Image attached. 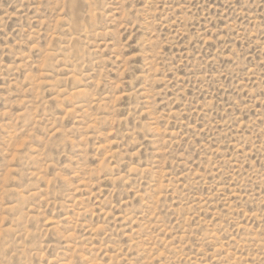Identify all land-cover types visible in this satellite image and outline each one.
Here are the masks:
<instances>
[{
	"label": "rangeland",
	"instance_id": "obj_1",
	"mask_svg": "<svg viewBox=\"0 0 264 264\" xmlns=\"http://www.w3.org/2000/svg\"><path fill=\"white\" fill-rule=\"evenodd\" d=\"M0 264H264V0H0Z\"/></svg>",
	"mask_w": 264,
	"mask_h": 264
}]
</instances>
